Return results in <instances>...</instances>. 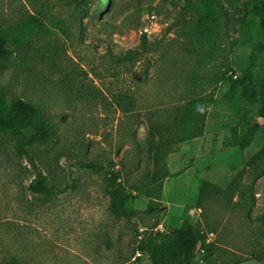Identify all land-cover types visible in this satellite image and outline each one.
Here are the masks:
<instances>
[{
    "label": "rangeland",
    "instance_id": "rangeland-1",
    "mask_svg": "<svg viewBox=\"0 0 264 264\" xmlns=\"http://www.w3.org/2000/svg\"><path fill=\"white\" fill-rule=\"evenodd\" d=\"M70 1L0 0V33L12 51L0 66V97L30 102L52 128L44 146L29 149L36 168L0 150V264H150L137 248L141 237L185 218L212 245L205 260L199 250L198 264H264V172L246 168L264 144V52L252 71L251 96L237 88L229 98L241 76L232 62L249 52L239 43L242 31L259 25L258 0H218L214 58L202 66L188 37L196 16L185 0H85L77 4V27L68 28L76 14L63 4ZM138 2L142 10L132 14ZM146 5L161 12L150 15ZM30 15L44 28H25ZM218 60L231 71L213 88L202 136L171 147L150 186L157 137L149 125L192 94L210 92L203 75ZM249 119L258 129L241 151L230 129ZM80 163L109 169L128 188L143 184L150 197L132 189L128 207L136 216L113 215L103 173ZM37 171L56 188L54 197L27 191ZM203 181L223 192L208 189L198 202Z\"/></svg>",
    "mask_w": 264,
    "mask_h": 264
},
{
    "label": "trees",
    "instance_id": "trees-1",
    "mask_svg": "<svg viewBox=\"0 0 264 264\" xmlns=\"http://www.w3.org/2000/svg\"><path fill=\"white\" fill-rule=\"evenodd\" d=\"M109 1L112 2V0ZM159 1L167 2L168 0ZM82 2L84 3L85 0L63 2L65 6L73 5L76 9V14L71 18V24L67 26L68 28L75 25L77 27L79 20L77 15L80 16L82 14L81 10L77 9V4H82ZM184 7L196 16V21L193 22L188 37L193 44V54L198 58L196 65L202 66L210 62V60L213 61L214 58L211 55V51L215 50L220 28L217 11L218 0H199L196 6L190 0H185ZM145 8L150 15L152 13L158 15L161 12L160 7L146 5ZM141 10L142 7L139 2L131 7L132 14H139ZM253 17L259 20L257 31L254 25H245L239 42L249 52L240 62H232L239 69L241 76L238 84L232 90V93L229 94L231 100L235 97L237 88L241 90L245 99L252 94V71L264 52V0L257 1ZM43 25V21L40 18L30 15L27 17L24 27L35 33L36 29L44 28ZM252 28L255 29L254 36L252 35ZM255 36H260L261 40H257ZM142 43H145L144 38ZM7 44L8 36L0 33V66L12 54V51L7 48ZM204 46H207L208 50H205ZM219 60L220 64L217 67L203 75L204 80H202V83L212 86L210 92L192 94L180 108L174 107L172 108L173 110L165 112L166 119H160L149 125V131L153 132L157 137L153 147L155 174L149 181L150 186L159 181L158 173L163 170L160 167V161L171 147L202 136L207 107L214 101L215 90L213 88L225 80L231 71L230 64L225 61L221 63ZM261 114L264 115V109ZM257 129L258 125L254 119H249L245 122L241 121L233 126L230 129L232 146L241 151L249 148ZM51 135V126L43 118L36 106L22 99L4 103L2 97H0V150L2 153L8 150V156L12 154L13 157L18 159L25 158L33 168H36L29 149L44 146ZM80 166L93 173H103L106 183L105 194L109 198V209L113 215L124 217L127 220H131L136 216L137 212L128 207V204L136 198L132 193V189L137 192L143 191L146 198L150 197L149 188L143 190V184L128 188L121 182L117 174L101 165L80 163ZM250 167L259 171V174L264 172V144L246 161V168ZM246 168L242 169L238 174L241 175ZM233 182L228 189L235 187ZM26 189L32 195L45 199L54 197L57 192L56 188L48 183L47 176L41 171L36 172L34 179L27 185ZM208 189H213L220 193L223 192V190L212 183L203 181L199 190L198 202ZM211 246L207 242L206 233L200 230L190 219L185 218L176 227L166 232L149 233L147 236L141 237L137 248L142 254L148 256L150 264H198L196 255L199 250L202 251L201 259L205 260ZM261 254H264V250L261 251Z\"/></svg>",
    "mask_w": 264,
    "mask_h": 264
}]
</instances>
